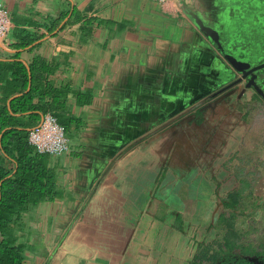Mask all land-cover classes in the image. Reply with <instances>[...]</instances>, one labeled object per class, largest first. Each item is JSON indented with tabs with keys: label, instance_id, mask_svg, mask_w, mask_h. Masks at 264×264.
Segmentation results:
<instances>
[{
	"label": "crops",
	"instance_id": "1",
	"mask_svg": "<svg viewBox=\"0 0 264 264\" xmlns=\"http://www.w3.org/2000/svg\"><path fill=\"white\" fill-rule=\"evenodd\" d=\"M1 1L11 28L0 41V109L25 77L24 92L35 86L33 104L69 145L49 155L60 197L30 206L0 235L22 248V264H194L229 217L235 229H264V101L244 82L212 97L239 74L196 23L221 42L222 10L238 6ZM36 60L46 69L34 83ZM4 131L0 167L13 173Z\"/></svg>",
	"mask_w": 264,
	"mask_h": 264
},
{
	"label": "trees",
	"instance_id": "2",
	"mask_svg": "<svg viewBox=\"0 0 264 264\" xmlns=\"http://www.w3.org/2000/svg\"><path fill=\"white\" fill-rule=\"evenodd\" d=\"M34 64L31 76L35 83L36 79L39 78L36 75L37 72L45 71L46 65L41 60H36ZM22 75L25 76L24 73ZM22 79L20 83L14 85V89H19L21 95L10 102V110L8 108L0 109V130H5L1 139L2 151L16 165L13 173H9L0 167L1 236H4L14 226L21 213L30 206H36L46 200L52 201L61 195V192L56 188L55 174L48 167L49 155L37 153L28 143L30 130L41 120L38 114L46 111L33 104L35 86L32 85L30 91L24 92L27 84L25 77ZM9 111L13 114H29L31 125H35L27 130V126L10 115ZM227 221L228 227L225 229L223 242L219 245L222 249L233 252L247 233H240L238 229H235L231 217ZM210 250V247L200 248L196 253L194 264H209L211 262L216 264L219 257L218 253L211 254ZM248 254H252V252ZM244 262L241 264L248 263V261ZM236 263L240 264V261ZM0 264H22V248L11 245L10 241H0Z\"/></svg>",
	"mask_w": 264,
	"mask_h": 264
},
{
	"label": "rangeland",
	"instance_id": "3",
	"mask_svg": "<svg viewBox=\"0 0 264 264\" xmlns=\"http://www.w3.org/2000/svg\"><path fill=\"white\" fill-rule=\"evenodd\" d=\"M247 1H253L256 4L244 9V7L248 6H243L245 0H231L238 8L230 12L235 15L234 19H236L233 20L230 27L235 34L236 42L244 48L253 49V55L245 60L256 65L264 63V1L263 4H260V0H246V3H248ZM231 8L233 7H229V9ZM243 9L247 12L246 16L242 13ZM241 14L243 21L240 17ZM243 23L247 24V26L241 29ZM229 53L231 55L234 54L232 50ZM239 231L240 233L247 234L233 252L222 249L219 245L223 242L225 230L221 231V233L217 232L215 238L213 237L209 240L207 247L211 248L210 253H218L219 256L216 264H237L236 262L239 261L240 264L245 263L244 261H248L247 264H264V229L251 231L249 229L243 230L239 228ZM249 252H252V254H248ZM209 264H212V262Z\"/></svg>",
	"mask_w": 264,
	"mask_h": 264
},
{
	"label": "built area",
	"instance_id": "4",
	"mask_svg": "<svg viewBox=\"0 0 264 264\" xmlns=\"http://www.w3.org/2000/svg\"><path fill=\"white\" fill-rule=\"evenodd\" d=\"M160 6L169 3V0H150ZM11 28L8 10L0 0V41H3ZM28 143L39 154L61 156L68 152L69 145L64 128L57 122L51 113H45L40 122L29 132Z\"/></svg>",
	"mask_w": 264,
	"mask_h": 264
},
{
	"label": "water",
	"instance_id": "5",
	"mask_svg": "<svg viewBox=\"0 0 264 264\" xmlns=\"http://www.w3.org/2000/svg\"><path fill=\"white\" fill-rule=\"evenodd\" d=\"M196 23L199 26L200 31L210 39V41L215 45L217 51L223 56L234 71L239 74L238 79L217 91L212 95V97H216L244 82L243 84L245 89H252L264 101V91L262 85L264 82V76L262 75L264 63L253 65L247 62L243 56L235 54L231 55L227 53L224 46L220 42L219 32L216 29L204 25L198 18H196Z\"/></svg>",
	"mask_w": 264,
	"mask_h": 264
},
{
	"label": "flooded vegetation",
	"instance_id": "6",
	"mask_svg": "<svg viewBox=\"0 0 264 264\" xmlns=\"http://www.w3.org/2000/svg\"><path fill=\"white\" fill-rule=\"evenodd\" d=\"M235 8H238V7H233L231 9H229L230 11L227 10V8L225 10H222L223 14L225 13L224 14V19L227 21L226 22V24H227L226 26L227 27L232 24L233 20H236V19H234L235 15L230 13L231 11H234L233 9H235ZM246 8H248V6L244 7V9H246ZM244 9L242 10L243 11L242 13L245 14V16H246L247 12ZM240 17H241V19L243 21L242 14L240 15ZM246 26H247V24L243 23L241 29H244ZM226 28L225 29L223 28V30H222V40L223 41L221 42L222 45L224 46L226 52L229 53L232 50L235 55L243 56L244 59H249L254 53L253 49L244 48L242 45H240L238 42H236L235 34L233 32L232 33L228 32Z\"/></svg>",
	"mask_w": 264,
	"mask_h": 264
}]
</instances>
